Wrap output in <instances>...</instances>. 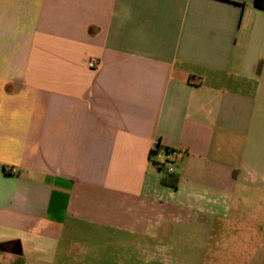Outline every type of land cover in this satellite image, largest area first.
<instances>
[{"label":"crops","instance_id":"0c3cea01","mask_svg":"<svg viewBox=\"0 0 264 264\" xmlns=\"http://www.w3.org/2000/svg\"><path fill=\"white\" fill-rule=\"evenodd\" d=\"M255 1L0 0V264L204 263L264 192Z\"/></svg>","mask_w":264,"mask_h":264},{"label":"rangeland","instance_id":"374dc122","mask_svg":"<svg viewBox=\"0 0 264 264\" xmlns=\"http://www.w3.org/2000/svg\"><path fill=\"white\" fill-rule=\"evenodd\" d=\"M234 208L215 223L203 264H264V192L248 191Z\"/></svg>","mask_w":264,"mask_h":264},{"label":"trees","instance_id":"16d2710c","mask_svg":"<svg viewBox=\"0 0 264 264\" xmlns=\"http://www.w3.org/2000/svg\"><path fill=\"white\" fill-rule=\"evenodd\" d=\"M255 4L258 7L264 8V0H256ZM169 151L170 149H166V153H168ZM164 181L165 183L171 184L174 186H177V182H178L177 178L173 174H168Z\"/></svg>","mask_w":264,"mask_h":264},{"label":"built area","instance_id":"2783aa9c","mask_svg":"<svg viewBox=\"0 0 264 264\" xmlns=\"http://www.w3.org/2000/svg\"><path fill=\"white\" fill-rule=\"evenodd\" d=\"M90 66L93 67V68H96V67L99 66V63H97L96 61H91ZM176 156H177V151L170 150L168 153H166L167 162H169L172 158H175ZM11 171L13 173H16V170L15 169H12Z\"/></svg>","mask_w":264,"mask_h":264}]
</instances>
